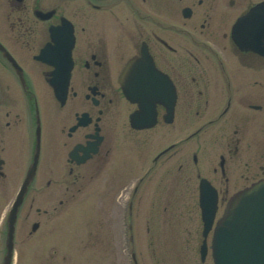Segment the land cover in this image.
I'll list each match as a JSON object with an SVG mask.
<instances>
[{"label":"flooded vegetation","instance_id":"obj_1","mask_svg":"<svg viewBox=\"0 0 264 264\" xmlns=\"http://www.w3.org/2000/svg\"><path fill=\"white\" fill-rule=\"evenodd\" d=\"M134 60L129 87L143 79L137 86L155 115L144 128L133 126L139 106L123 92V72ZM55 70L59 84L70 73L64 102L55 97ZM184 126L191 128L185 138ZM39 128L40 161L50 153L53 180L39 183V163L17 218L13 263L18 243L24 250L41 236L52 261L61 255L62 264H117L119 248L136 249V196L157 173L166 180L168 167L182 173L188 165L194 211L196 178L208 179L224 204L231 188L264 178V0H0V264L8 253L4 204L22 186ZM127 186L131 226L121 241L103 225L62 226L66 194L89 191L114 202ZM40 195L58 204L41 210Z\"/></svg>","mask_w":264,"mask_h":264},{"label":"rangeland","instance_id":"obj_2","mask_svg":"<svg viewBox=\"0 0 264 264\" xmlns=\"http://www.w3.org/2000/svg\"><path fill=\"white\" fill-rule=\"evenodd\" d=\"M191 131L190 127L183 128V136L187 135ZM192 143L184 145L185 151L184 158H189L188 164L193 163V154L191 153ZM191 153V154H190ZM206 158L209 156L207 153L203 154ZM202 155V159H203ZM23 166L22 170H25V165L28 160V152L23 148ZM244 163H241L243 169ZM253 169H256L257 165H252ZM188 165L184 167L182 173L176 171L174 167H168L166 172V180L160 182V174L151 180L146 181L145 185L140 189L134 202V235L136 253L140 260V264H213V260L209 253L206 262L201 263L198 247L201 243V219L200 209L198 207V193L196 190L195 203L196 210L194 211V202L189 195V187L187 182V173L185 172ZM51 168V155L49 152L43 153L40 161V173L39 183L45 184L48 180H53L48 172ZM245 168V167H244ZM237 173L239 171L237 170ZM177 174V176H175ZM120 178V177H119ZM137 177H135V181ZM164 181L166 182L164 184ZM127 184V182L125 181ZM125 184V185H126ZM198 178L195 179L194 188L197 189ZM249 184V183H247ZM130 187V183H128ZM120 193L118 201H102L88 191L83 197L77 195L73 199L72 192L66 194L69 199L68 205L65 209H68V216L66 222L62 226L78 227L76 231L85 230V228H94L97 225H103L104 229H111L118 236V241H121L122 230H124V216L122 215V209L124 208V201L129 187ZM221 187L225 189V185ZM121 186H119L120 190ZM160 189L159 195H162V201L160 205V211L158 209V202L156 195ZM51 190V189H49ZM64 191V190H63ZM232 191V188H231ZM144 192V193H143ZM154 192V193H153ZM47 194V192H46ZM87 196L86 199H84ZM150 196V197H149ZM149 198V199H148ZM159 198V197H158ZM148 199V201H147ZM13 202L12 193L8 196L7 202L4 204V208L9 210ZM49 201L42 199V195L39 196L35 207H39L41 210H49L54 205ZM30 202L26 203L25 209H28ZM170 206V208H169ZM163 207H167V211H163ZM62 208V207H60ZM2 207H0V210ZM104 210L100 212V210ZM223 209H220L219 213H222ZM160 212L162 216L156 217ZM218 213V215H219ZM62 219V218H59ZM55 221V225L59 221ZM33 220H38L33 218ZM44 226L50 225L48 221L44 220ZM33 222L29 224L31 226ZM25 225L23 224V227ZM21 227V225H19ZM150 228L149 232H147ZM44 230V229H43ZM211 237V236H210ZM152 242L155 243L153 246ZM27 247L22 250V244H17V254L19 255L17 261L14 264H62L61 255L55 257V260H51L49 253V243L47 237H41L36 240L28 241ZM148 246L149 247L148 249ZM157 247V249H156ZM100 256V255H98ZM101 257V256H100ZM60 258V259H59ZM117 264H127V253L123 248L117 250ZM85 264H96L94 261H87Z\"/></svg>","mask_w":264,"mask_h":264},{"label":"water","instance_id":"obj_3","mask_svg":"<svg viewBox=\"0 0 264 264\" xmlns=\"http://www.w3.org/2000/svg\"><path fill=\"white\" fill-rule=\"evenodd\" d=\"M240 24L241 22L237 24L239 32ZM55 92L65 96L66 89H55ZM125 93L129 98L131 97L128 89H125ZM136 100L141 107L139 115H142L147 110V106L142 100ZM39 155L40 149L37 147L33 163L10 212L6 264H11L17 214L35 177ZM202 206L207 232L213 224L216 209L207 205ZM213 251L215 264H264V180L237 193L230 200L224 216L217 224Z\"/></svg>","mask_w":264,"mask_h":264}]
</instances>
